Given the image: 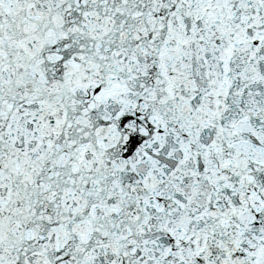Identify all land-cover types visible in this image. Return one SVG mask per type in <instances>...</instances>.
<instances>
[{
	"label": "snow or ice",
	"instance_id": "1",
	"mask_svg": "<svg viewBox=\"0 0 264 264\" xmlns=\"http://www.w3.org/2000/svg\"><path fill=\"white\" fill-rule=\"evenodd\" d=\"M0 264H264V0H0Z\"/></svg>",
	"mask_w": 264,
	"mask_h": 264
}]
</instances>
